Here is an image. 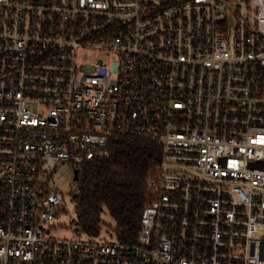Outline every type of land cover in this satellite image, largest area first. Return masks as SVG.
<instances>
[{"label": "built area", "instance_id": "2783aa9c", "mask_svg": "<svg viewBox=\"0 0 264 264\" xmlns=\"http://www.w3.org/2000/svg\"><path fill=\"white\" fill-rule=\"evenodd\" d=\"M114 138L161 152L136 242L54 238ZM0 264H264V0H0Z\"/></svg>", "mask_w": 264, "mask_h": 264}, {"label": "trees", "instance_id": "16d2710c", "mask_svg": "<svg viewBox=\"0 0 264 264\" xmlns=\"http://www.w3.org/2000/svg\"><path fill=\"white\" fill-rule=\"evenodd\" d=\"M110 156L89 161L77 180L75 214L87 236H97L105 208L113 220L120 243H135L143 210L151 204L146 181L158 174L161 152L156 142L114 138Z\"/></svg>", "mask_w": 264, "mask_h": 264}, {"label": "rangeland", "instance_id": "374dc122", "mask_svg": "<svg viewBox=\"0 0 264 264\" xmlns=\"http://www.w3.org/2000/svg\"><path fill=\"white\" fill-rule=\"evenodd\" d=\"M56 174L53 177V182L56 188L60 190V192L63 193L65 196H69L71 194V184L73 181V174L74 171H72V168L68 164H60L56 168ZM67 204V211L62 213L59 217H57L54 220V224H59V228L54 230L52 232V236L54 238H66L71 239L72 232L70 231L71 226V220L75 219V205L73 204V201L70 202L69 199L66 200ZM100 220L102 222V225L100 227V232L98 235V240L102 241H114L115 240V234L112 231V229L115 226V220L111 218L108 211L104 210V212L100 216ZM86 239V237H84Z\"/></svg>", "mask_w": 264, "mask_h": 264}, {"label": "water", "instance_id": "95a60500", "mask_svg": "<svg viewBox=\"0 0 264 264\" xmlns=\"http://www.w3.org/2000/svg\"><path fill=\"white\" fill-rule=\"evenodd\" d=\"M78 177H79V173H78V171L74 170L73 180H74V181H77V180H78Z\"/></svg>", "mask_w": 264, "mask_h": 264}]
</instances>
